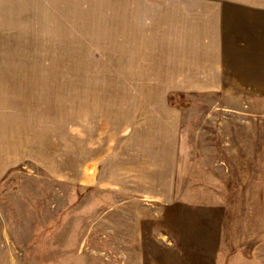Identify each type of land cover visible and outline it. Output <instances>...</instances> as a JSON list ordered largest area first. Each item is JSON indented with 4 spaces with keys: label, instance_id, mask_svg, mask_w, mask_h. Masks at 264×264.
Segmentation results:
<instances>
[{
    "label": "rangeland",
    "instance_id": "rangeland-1",
    "mask_svg": "<svg viewBox=\"0 0 264 264\" xmlns=\"http://www.w3.org/2000/svg\"><path fill=\"white\" fill-rule=\"evenodd\" d=\"M213 1L45 0L10 33L0 104L28 140L0 264H264V93L168 91L156 68Z\"/></svg>",
    "mask_w": 264,
    "mask_h": 264
},
{
    "label": "crops",
    "instance_id": "crops-1",
    "mask_svg": "<svg viewBox=\"0 0 264 264\" xmlns=\"http://www.w3.org/2000/svg\"><path fill=\"white\" fill-rule=\"evenodd\" d=\"M44 2L0 0V98L5 97L6 102L10 33L14 29H38L39 22L43 28L44 17L42 14L39 18V8L43 13ZM184 13L179 22H189L185 31L190 36L171 38L168 43L171 48L165 50L171 51L172 56L162 58L156 66L157 70L165 71L163 75L176 74L182 78L183 88L168 91L264 93V1L217 0ZM28 38L21 37L19 43H29ZM6 104H0V179L9 168L20 164L28 140L23 135L20 117L15 121L12 115L9 120ZM185 250L176 251L177 264H191L185 259V252H189Z\"/></svg>",
    "mask_w": 264,
    "mask_h": 264
}]
</instances>
